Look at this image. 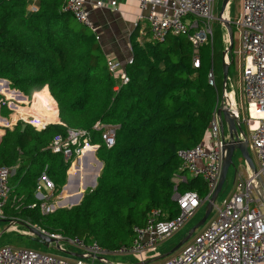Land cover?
<instances>
[{
  "label": "trees",
  "instance_id": "1",
  "mask_svg": "<svg viewBox=\"0 0 264 264\" xmlns=\"http://www.w3.org/2000/svg\"><path fill=\"white\" fill-rule=\"evenodd\" d=\"M67 2L39 0L38 9L29 11L27 0H0V79L30 100L37 93L33 108L52 122L58 121L56 102L61 122L42 131L31 125L22 131V122L6 129L0 141V167L14 171L12 195H22L19 208L13 210L16 218L6 215L8 221L21 220L114 251L132 243L133 229L145 226L153 210L161 212L160 220L179 216L175 187L179 194L207 197L206 182L182 170L177 153L210 137L223 96L226 32L215 23L213 41L198 48V68L187 37L141 44L134 33V63L126 66L130 82L115 91L117 83L96 35L64 11ZM45 87L53 98L47 89L41 92ZM0 101L1 116L9 117L12 111L1 95ZM97 123L119 127L112 148L94 130ZM70 129L88 132L92 143L101 144L96 157L102 171L79 205L43 215L42 202L36 198L43 173L59 195L74 161L53 153L50 144ZM176 174L185 176L186 182L176 186Z\"/></svg>",
  "mask_w": 264,
  "mask_h": 264
},
{
  "label": "built area",
  "instance_id": "2",
  "mask_svg": "<svg viewBox=\"0 0 264 264\" xmlns=\"http://www.w3.org/2000/svg\"><path fill=\"white\" fill-rule=\"evenodd\" d=\"M215 1L140 0V7L142 11L148 12L147 20L152 41L163 44L169 36L187 37L195 48L193 64L198 68L200 65L198 48L213 41L214 25L220 22L219 15L216 16L214 13ZM110 5L116 6V1ZM103 6V1L94 4L95 8ZM64 11L72 13L86 28L94 29L86 8V0H68ZM228 19L230 20L229 16ZM233 24L240 32L241 81L247 100L249 150L255 155L257 168L264 180V0H242L240 18ZM224 42L228 44L227 33L224 35ZM133 63V57L124 64L118 60L107 61L109 73L113 78L119 79L115 91H119L130 82L126 66ZM209 82L214 85L213 74H209ZM234 97L235 91H227L222 104L238 112ZM5 101L7 103V100ZM9 104L11 109L17 107L13 102ZM33 119L31 121L27 118L25 121L38 124V119L35 117ZM43 128L45 126L36 130L42 131ZM118 129V126L101 123L94 126V130L100 134L107 148L115 145ZM210 137L213 141L210 146H206V141L192 149L179 150L177 153L182 162V170L194 177L201 176L208 187V195L204 200L196 192L179 194L175 187L173 199L180 210L177 218L160 220L161 212L153 210L145 226L133 229L135 237L132 243L114 252L103 248L97 242L67 237L38 227L42 233L53 239L52 246L59 245L63 249L64 245L68 246L82 257L63 258L31 249L5 246L0 249V264H111L104 258L105 254L135 255L141 262L147 261L146 254L156 251L160 245L181 232L216 190L221 177L224 143L216 114ZM100 147L101 144L92 143L90 133L72 129L68 130L65 136H55L50 144L53 153L63 155L66 161L74 159L77 162H81V158L87 155L96 156ZM12 175L13 170L10 168L0 167V221L7 219L5 207L8 200L12 198L13 206L19 202L17 196H12L10 184ZM40 180H43L50 190H54L45 173ZM173 182L177 186L186 182V177L176 174ZM257 188L258 181L249 172L246 179L237 182L236 190L230 197L224 199L219 207L214 206V217L194 234L180 251L152 264H264V203L257 198ZM40 190L41 186H38V200H46L41 203L40 209L43 215H48L56 207L47 202L51 196H44ZM97 258L105 260L99 262Z\"/></svg>",
  "mask_w": 264,
  "mask_h": 264
},
{
  "label": "rangeland",
  "instance_id": "3",
  "mask_svg": "<svg viewBox=\"0 0 264 264\" xmlns=\"http://www.w3.org/2000/svg\"><path fill=\"white\" fill-rule=\"evenodd\" d=\"M27 1L30 2V0H27ZM223 1L224 0H216L215 1L214 13L216 16L219 15L221 12ZM241 1L242 0H232L230 2V7L228 10V16L230 17V20H232L234 22H236L240 18L241 9H242V2ZM70 14H72V13H70ZM217 26H218L217 24L214 25V31H216ZM227 43L229 44V39H228ZM228 44L226 45L227 47H228ZM240 51H241L240 32L236 28L235 33H234V47H233V51H232V56L230 55L232 60H230L228 57V62H230V68H229L230 77L228 76L227 91H229V92L235 91L236 96L234 98L236 99L235 102L238 106V112L241 116V120H242L244 126L247 127V122H246V120H247V100H246L244 93H243V90H242V87H243L242 81H241L242 60H241ZM222 66H223V63H222ZM222 69H223V67H222ZM222 72H223V70H222ZM222 84H223V81H222ZM0 87L3 91L6 90L5 84L3 82H2ZM6 93L8 94V96H11L13 94V93H9V92H6ZM36 95H37V93L34 95V97L32 98V100L29 103L27 102L25 104H21V103H17L16 101H13V103H15V105H17V106H26L27 105L28 107H32V106H34L33 102L35 100ZM222 99H223V96H222ZM6 100H8V102H12V99H10V98H8V99L6 98ZM219 103L220 104L216 108V113H215L216 117H217V110L222 106V100ZM8 108H10L9 105H8ZM10 110L12 111V115H10L9 120H7L8 126H10L11 122L14 121L15 118L17 117V115H16L17 111L15 110V108L12 107V109L10 108ZM30 114H31V117L28 116L27 118H29V120H31V121L34 120L33 117H37V115L41 117V119L38 120V124L32 123L33 124V126H32V124L29 122H26L25 119L22 120V123L23 124L24 123L30 124L35 129L40 128V127H44L48 123L52 122L48 117L43 116L38 111H36L34 108H33V113L30 112ZM7 121L2 120L0 118V126L3 122L7 124ZM53 123H55V122H53ZM37 125H40V127ZM12 127H14V126H12ZM6 129H9V128H6ZM220 135H221V131H220ZM226 135L228 136L227 131H226ZM250 154H251V157L253 158V160L257 166V160H256L255 155L252 152ZM91 157L94 159V156H91ZM96 162L97 161L95 159H94V161H89V162L87 161L86 165H91L92 167H95ZM74 163L76 164V166L78 168L81 167V164L79 161L77 162V160H74L72 165ZM101 171H102V168H101V170L99 169V173H98L97 177H95V179H94V180H96V184H97V178L99 177ZM248 174H249L248 166L246 165L245 161L243 160L241 154L238 152H235L234 157H233V165L229 169V172H228L227 178H226V183L224 185L222 192L220 193L219 197L217 198L215 206L219 207L222 204V201H224V199H227L228 197H230L236 190L237 182L240 179H246ZM39 184L44 189V191L40 190L42 192V194L44 196L49 194L50 189L47 186V184L43 180H40ZM96 184H94L95 186H92V182L90 180L87 182L88 186L84 190L80 189L81 184L79 185L77 190L75 187V190L77 191L78 196H79V194L83 193V191L85 192V191H90V190L94 189L96 187ZM12 185H14V184H12ZM11 187L13 189V186H11ZM50 192L51 193L47 196L48 197L51 196V197L47 202L50 205H55L56 208L53 212H55L57 209L72 208L75 206L74 204L76 202L75 201L76 199L70 200V199H67L66 197L64 198V195H63V198H56L55 196H57V195L54 193V190H53V194H52V190H50ZM257 198L259 199L258 195H257ZM40 201L43 203L46 200H40ZM78 203H80V200L78 201ZM15 205L17 206V208H19L17 204H15ZM13 212H14L13 211V201H12V198H10L6 204L5 213L8 215L11 214L10 215V218H12L11 220H14V218H16V216H17V214L13 213ZM203 214H204V210L203 209L199 210L198 213L196 214V216L183 228V230L181 232L176 234L169 241L160 245V247L156 251L151 252V253H147L145 256L146 259L150 260L154 257H157L161 254H165L168 251H170L172 249V244L178 242L185 232H187L192 227H194L202 219ZM214 215H215V211H213V213L210 215V217L208 218L206 223H208V221L212 217H214ZM15 221H21V220L16 219ZM10 222L11 221L0 222V234H1L0 235V249L2 247H5V246H10L12 248L31 249V250H34V251H37L40 253L51 254V255H55V256L63 257V258H69L70 257V256H68V255H66L60 251L55 250V248L52 246L48 247V246H45L41 243L34 241L33 238L31 237V235L28 234V230L22 225H17L15 223H12L13 225L9 228V230L5 231L9 227ZM31 226H36L37 228L40 227L38 225H31ZM202 228H200L199 230H201ZM64 247L68 251H73V252L76 251L75 249L69 248L68 246L64 245ZM114 251H116V250H114ZM114 251H110V252H114ZM104 258L107 259L111 264H138V263H141V260L135 255H124V256H122V255H114V254H105ZM97 264H101V263H97Z\"/></svg>",
  "mask_w": 264,
  "mask_h": 264
},
{
  "label": "crops",
  "instance_id": "4",
  "mask_svg": "<svg viewBox=\"0 0 264 264\" xmlns=\"http://www.w3.org/2000/svg\"><path fill=\"white\" fill-rule=\"evenodd\" d=\"M98 1H103L104 6L99 7V8H95L94 4ZM113 1H116V6L111 7L110 4ZM38 4H39V0H30V2H28L27 9L29 11H36L38 9ZM229 7H230V5L228 6L227 13H228ZM86 8L89 11V17H90V20H91L93 27H94V29H92V30L89 29V30L96 35L97 40L99 41V43L102 47V50L105 54L107 61H109V60L110 61H117L118 60L124 64L129 58L133 57L132 47H131V38H132L134 33H136L137 41L141 44H144L147 41H152L149 23L147 20L148 12L144 11V10L142 11V9L140 7V0H86ZM233 22H232V24H233ZM225 32H226V30H225ZM114 80L116 81V83L118 85L119 79L114 78ZM2 82L5 84L6 90L3 91L0 87V95L5 100H6V98L7 99L10 98L13 101H16L17 103H21V104H25L27 102L29 103L31 101L27 96L22 94L20 91L11 89L9 82L7 80L0 79V86H1ZM45 89H47L49 95L51 96L48 87H45L43 89V91ZM43 91H41V92H43ZM6 92L13 93V94L11 96H8V94ZM235 96H236V94H235ZM53 101L55 102L54 99H53ZM6 104H8L9 107H11L8 100H7ZM55 104H56V108H57L58 121L55 123L50 122L46 126H48L50 124H61V122H59L60 119H59V112H58L57 103L55 102ZM8 109L10 110V108H8ZM15 110L17 111V113H16L17 117L15 118L16 121L15 120H14L15 122L12 121L10 126H8L7 120H9L10 116L9 117H2L1 116V105H0V118L2 120L7 121V124L3 122L0 126V141H1L2 136L5 134L6 128H9L12 130L19 123V121L22 122V120H24V119L26 120V118L28 116L31 117L30 112L33 113V106L32 107H28L27 105L26 106H17L15 108ZM10 115H12V113ZM35 119L39 120V119H41V117L37 115V117H35ZM240 119H241V116H240ZM217 121H219L218 118H217ZM12 126H14V127H12ZM242 127H243L244 132L246 133V136L248 137L249 132H248L247 127L244 126L243 122H242ZM227 138H228V136H227ZM212 144H213V141H212L211 137H208L206 146H210ZM94 157H96V156H94ZM81 159H82L80 162L81 167L78 169L76 164H75L76 162H75L74 163L75 165L71 167L70 172L67 176V181L68 180L71 181V185H68L65 190L63 188L61 195L59 194V195L55 196L56 198H63V195H64V198L66 197L67 199H70V200L71 199H77L78 193L75 190V186H74V181H76L77 177L79 176V178H80V184H81L80 189L81 190H84L88 186L87 185L88 181L91 180V182H93L95 177H97V175L99 173L100 161L97 159L98 161L96 162L95 167H92L91 165H86L87 161L88 162L94 161V159L91 156L87 155ZM102 167H103V164H102ZM78 172H79V174H78ZM249 172H251L250 169H249ZM13 174H14V171H13ZM39 186H41V185L39 184ZM13 188H14V186H13ZM41 191H44L42 186H41ZM37 192H38V189H37ZM38 193L36 194L37 199H38ZM50 193L51 192L49 190V194ZM49 194H47V195H49ZM52 194H53V191H52ZM16 195H18L17 196L18 198L20 196H22L20 194H16ZM203 206L201 209H203ZM16 209H17V207L13 206V210H16Z\"/></svg>",
  "mask_w": 264,
  "mask_h": 264
},
{
  "label": "water",
  "instance_id": "5",
  "mask_svg": "<svg viewBox=\"0 0 264 264\" xmlns=\"http://www.w3.org/2000/svg\"><path fill=\"white\" fill-rule=\"evenodd\" d=\"M231 1L232 0L223 1L222 9L218 16L220 24L225 28L226 33L228 35V39H229L228 47L223 53V84H222L223 97H226V93H227V82H228L229 68H230V62H228V57L232 53L233 47H234V30L232 27V21L229 20L227 16V9ZM217 118L219 120L221 136L224 141L223 143V165H222L221 177H220L218 186L216 190L214 191V193L212 194L211 198L207 201L202 219L194 227H192L188 231V233L178 242V244H176L170 251H168L165 254H161L157 257H154L150 260L138 263V264H152V263L158 262L160 260H163L175 254L187 242L191 240V238L200 228L205 226L208 218L210 217V215L212 214L214 210V206L216 204L217 198L219 197L220 193L222 192L224 188V185L226 183L227 174L229 172L230 167L233 165L234 154L237 151L241 154L246 165L251 170L252 175H254L255 178L257 179L258 181L257 195L259 199L264 203V180L262 176L260 175V172L257 166L255 165L254 160L251 157V154L249 151V140L246 136V133L243 130L242 121L240 119V114L238 112L230 110L229 107L222 104V106L217 110ZM28 125L29 124H26V123L22 124V131H24ZM226 131L228 134V138L226 135ZM94 159L98 161L96 157H94ZM74 165L75 164L71 165V167ZM99 165H100L99 169L101 170L102 163L100 162ZM70 169L68 171V174L70 172ZM94 184H96V180L92 182V186H95ZM68 185H71V181L69 180L67 181V184L65 185L64 190L66 189ZM79 185H80V178L78 176L76 181H74V186L76 187V190L78 189ZM83 195H84V191L83 193H80L78 198L75 200L76 201L74 204L75 206L79 204L78 203L79 200L80 201L82 200ZM5 221H8V220H1L0 222H5ZM12 223L24 226L28 230V232L31 234V237L33 238L34 241L41 243L48 247L52 246V243H53L52 238L42 233L39 230V228H37L36 226H31L21 221H11L9 227L5 231L9 230V228L13 225ZM52 247H54L55 250L60 251L70 257H76V258L82 257V255L76 252H73V251H68L66 249H63L59 245H55ZM97 259L99 262H103L105 260L103 258H97Z\"/></svg>",
  "mask_w": 264,
  "mask_h": 264
},
{
  "label": "clouds",
  "instance_id": "6",
  "mask_svg": "<svg viewBox=\"0 0 264 264\" xmlns=\"http://www.w3.org/2000/svg\"><path fill=\"white\" fill-rule=\"evenodd\" d=\"M231 21H232V20H231ZM232 22H233V21H232ZM222 27H223V26H222ZM196 233H197V232H196ZM196 233H195V234H196ZM179 251H180V250H179ZM176 253H177V252H176Z\"/></svg>",
  "mask_w": 264,
  "mask_h": 264
},
{
  "label": "bare ground",
  "instance_id": "7",
  "mask_svg": "<svg viewBox=\"0 0 264 264\" xmlns=\"http://www.w3.org/2000/svg\"><path fill=\"white\" fill-rule=\"evenodd\" d=\"M236 100V99H235Z\"/></svg>",
  "mask_w": 264,
  "mask_h": 264
}]
</instances>
